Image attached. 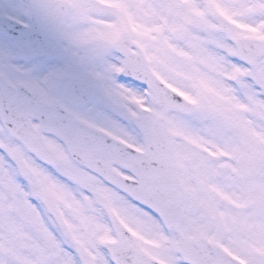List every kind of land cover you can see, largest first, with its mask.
Wrapping results in <instances>:
<instances>
[{"label":"snow or ice","instance_id":"6c2138e0","mask_svg":"<svg viewBox=\"0 0 264 264\" xmlns=\"http://www.w3.org/2000/svg\"><path fill=\"white\" fill-rule=\"evenodd\" d=\"M0 264H264V0H0Z\"/></svg>","mask_w":264,"mask_h":264}]
</instances>
